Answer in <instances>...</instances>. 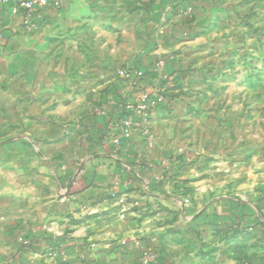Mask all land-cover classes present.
Here are the masks:
<instances>
[{
	"label": "crops",
	"instance_id": "crops-1",
	"mask_svg": "<svg viewBox=\"0 0 264 264\" xmlns=\"http://www.w3.org/2000/svg\"><path fill=\"white\" fill-rule=\"evenodd\" d=\"M151 1L156 2L152 10L128 8L135 2ZM170 1L66 0V19L85 16L76 30L93 32L100 38L108 33L102 17L117 21L152 18L157 30L145 45L138 41L137 45H118L123 27L122 32L118 27L113 29L118 36L108 45L0 43V115L12 109L22 116L29 108L31 116L26 123L32 127L47 167L41 172L23 170L21 165L0 168V264H140L152 249L163 255L160 264H215L209 257L188 254L183 245H172L182 237L168 231L176 230L183 220L196 218L197 223L217 220L224 228L236 222L243 229L264 225V202L234 199L198 211L190 206L184 212L183 203L172 197L184 187L179 182L183 173L176 155L184 144L198 151L208 146L214 130L210 124L212 108L199 106L196 110L184 100L188 95L195 99L202 93L214 94L210 82L226 83L227 88L232 81L244 82L246 45H191L194 57L183 58L186 35L192 37L189 41L200 42L213 31L212 18L217 15L218 19L225 11L217 7L221 11L215 12L212 4H207L212 0H187L191 4L185 7L190 4L195 8L193 18H174L181 29L174 31L176 39L171 42L165 38L168 17L163 20L159 11V3ZM0 18L9 28L19 29L21 19L10 17L8 6L2 8ZM132 25L127 23L126 30ZM10 36L11 32H6V42H10ZM176 51L178 58L168 61L166 68L178 83L173 92L174 105L162 106L147 124L138 122L130 138H121L118 123L127 117L122 103H134L140 92H151L157 83L145 81L136 93L130 81L117 77L119 65L146 70L155 60L167 59ZM16 120L22 127L23 118ZM116 137L121 146L114 142ZM168 146L174 147V160L168 156ZM200 157L209 155L205 152ZM35 161L38 165L39 158ZM24 174L30 176L31 189L33 185L37 189L40 174L52 184V196L47 200L30 193L29 213L21 209V203L14 209L6 204L23 200L16 179ZM8 178L14 179L12 184ZM159 216H173L174 224L162 227L156 223ZM8 230L13 234L8 235ZM21 237L31 240L33 249L19 245ZM56 243L63 245L64 252L50 249ZM216 264L236 263L222 253Z\"/></svg>",
	"mask_w": 264,
	"mask_h": 264
},
{
	"label": "rangeland",
	"instance_id": "rangeland-1",
	"mask_svg": "<svg viewBox=\"0 0 264 264\" xmlns=\"http://www.w3.org/2000/svg\"><path fill=\"white\" fill-rule=\"evenodd\" d=\"M200 1L203 2V0ZM61 2L59 9L46 10L32 31L17 35L11 34L10 42H5V45L8 43L9 45H96V43L97 45H108L109 40L114 41L118 36L116 32H113L116 27L120 32L125 29L124 34H121L123 36H119L118 45H137L138 43L145 45L146 39L149 41L154 39L153 34L157 30V26H155L157 24L152 18L146 17L118 19V21L102 17L104 25H108L104 26L108 33H102L101 38L93 32L83 34L76 29L79 27V21L83 20L85 16L80 19L76 15V18L67 20L66 0ZM188 2L187 0H171L168 3H159L162 19L168 17L166 20L168 36L166 35L165 38H170L171 42L176 39L172 36L175 35L174 31L181 29L179 23L174 24V18L177 16L187 18V20L193 18L195 8L191 7L190 2L189 6L185 7ZM155 4L156 2L153 1L135 2L128 8L152 10V6ZM207 4H212L211 7H214L215 12L221 11L217 10V7L222 8L225 14H219L218 19H216L217 15L212 18L213 31L199 40L200 42L189 41L192 37L190 34L186 35L185 39L188 41L182 44L186 48L183 58L194 57V53L190 50L191 45H246V80L241 83L232 81L229 88L226 83L223 85L219 82H210L208 83L209 88L215 89L213 90L214 94H205L209 96L205 97L202 93L203 96L195 99L192 98V95H188L184 100L189 107L195 106L196 110L199 106L212 108L210 124L214 126V130L211 132V143L208 146L200 147V151L196 150L197 148L194 149L191 144H184L182 150L176 155L173 146L167 147L170 159L174 160L176 155L180 160L179 168L183 173V178L179 182L184 187L181 193L177 195L172 193V197H177L183 203L184 212L190 206L198 211L199 208L202 209L208 205L210 207L215 202L221 203L234 199H246L251 203L264 202V0H212ZM110 5L112 4L110 3ZM106 7H109V3L106 4ZM77 9L74 12H77ZM152 12L154 14L156 10L154 9ZM125 23L133 25L126 30ZM206 54L207 51L204 50L203 55L206 56ZM178 55V51H176L172 52L167 59L160 57L151 64L150 69H130L139 70L145 74L140 85L148 80H150V84L157 83L151 92L159 87L165 88L164 101L154 111L162 106H173L175 103L173 87L178 83L166 68L168 61L175 60ZM160 62L164 63L162 71L159 66ZM124 69H128L126 64H120L116 72L117 77L121 80L123 78L120 77L119 72ZM162 74L166 75L169 80L165 81ZM136 102L125 103L124 101L122 103L126 109L127 117L122 118L120 122L132 119L130 117L133 115L128 112L127 106ZM154 111L150 114L149 119ZM191 115L193 114L189 116L193 117ZM30 116L29 108L24 110L22 116L16 115L12 109L6 114L0 115V168L15 169L21 165L23 170L35 169L41 172L47 169L41 160L42 155L37 147V140L32 136V127L26 123V119ZM16 118H23L22 127H19L20 124ZM135 119L132 120L138 121L137 117ZM2 125L5 127L2 128ZM176 149L178 151L179 147ZM205 152L209 157H200L204 156ZM36 158H39L38 165H36ZM196 171L198 176H195ZM42 177L40 174L36 182L37 189L34 188V185L31 189V179L28 174L17 178L16 180L21 186L18 189L22 191L23 200L21 202L7 201V207L14 209L18 203H21L19 204L21 209L29 213L31 192L36 193L37 197L44 200L51 197L52 184ZM12 180L7 179L11 184ZM16 195L19 196L18 193ZM26 195L28 198L24 199ZM217 215L216 213L215 218ZM186 216L183 213V217ZM172 219L173 216H159L156 223L165 227L174 224ZM197 221V218L189 222L183 220L182 223L177 224L176 230L168 231V233L182 237L173 241L172 245H183V249L188 254L192 253V255L202 258L209 257L215 264L218 254L222 253L229 256L230 260L236 264H264V225L259 224L243 229L236 222V224H230L229 227L224 228L222 224L216 223L217 220L215 223L212 222V219H204L199 223ZM7 234L13 233L8 230ZM209 235L212 237L211 239H208ZM18 241L19 245L24 248L33 249L34 243L31 240L21 237ZM53 248L64 252L61 243H56L50 249ZM150 255L148 264L163 262L164 257L159 251L152 249ZM144 257L141 258L140 264Z\"/></svg>",
	"mask_w": 264,
	"mask_h": 264
},
{
	"label": "built area",
	"instance_id": "built-area-1",
	"mask_svg": "<svg viewBox=\"0 0 264 264\" xmlns=\"http://www.w3.org/2000/svg\"><path fill=\"white\" fill-rule=\"evenodd\" d=\"M62 0H0V11L3 7L8 6L9 15L12 18H20L21 23L19 29H11L3 24L0 18V43L6 42V32L10 31L11 34L17 35L20 31L29 32L35 28L42 18V14L46 10H57L61 7ZM161 71L163 70L164 63L159 64ZM164 74V73H163ZM162 74V75H163ZM120 77L132 83V89L139 91L140 84L145 74L139 70L124 69L119 72ZM165 81L169 80L166 75H163ZM165 88L159 87L154 91L140 92L137 102L135 104H128L127 109L131 115L137 117L138 121L126 119L118 123L122 129L121 138H130L131 130L139 123L145 124L150 117V114L159 107L160 103L164 101ZM114 142L117 145L121 144L120 138H115ZM150 254L144 257L142 264H148Z\"/></svg>",
	"mask_w": 264,
	"mask_h": 264
},
{
	"label": "trees",
	"instance_id": "trees-1",
	"mask_svg": "<svg viewBox=\"0 0 264 264\" xmlns=\"http://www.w3.org/2000/svg\"><path fill=\"white\" fill-rule=\"evenodd\" d=\"M175 82L177 83V80H175ZM173 88H176V86H174ZM198 220V219H197Z\"/></svg>",
	"mask_w": 264,
	"mask_h": 264
}]
</instances>
